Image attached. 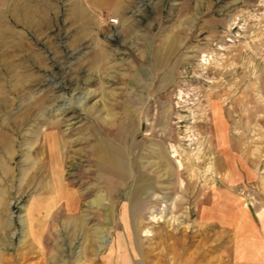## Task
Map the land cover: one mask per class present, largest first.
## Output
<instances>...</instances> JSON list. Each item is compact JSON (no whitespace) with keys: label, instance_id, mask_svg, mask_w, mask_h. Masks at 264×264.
<instances>
[{"label":"rangeland","instance_id":"374dc122","mask_svg":"<svg viewBox=\"0 0 264 264\" xmlns=\"http://www.w3.org/2000/svg\"><path fill=\"white\" fill-rule=\"evenodd\" d=\"M68 3L0 0V264H237L264 227V0H132L128 41ZM51 133L69 196L32 198Z\"/></svg>","mask_w":264,"mask_h":264},{"label":"crops","instance_id":"0c3cea01","mask_svg":"<svg viewBox=\"0 0 264 264\" xmlns=\"http://www.w3.org/2000/svg\"><path fill=\"white\" fill-rule=\"evenodd\" d=\"M58 1L61 2L62 0H58ZM68 4L75 5L76 11H79L84 14H87L88 11H92L94 14L97 15V17L100 14H104L105 12H109V11L113 12V15H117L119 19H122V23L120 25L121 28L119 29L120 32L118 35L116 34V36L117 37L122 36L125 38L126 41H128L127 34L129 33V28H128L129 21L126 20L125 18L127 16V13H129L132 7V4H133L132 0H69ZM57 7L59 8V6ZM90 18L92 21L88 22L87 19H84L85 22H81L80 26L83 27L85 26L84 24L86 25L89 24V26L91 27L92 26L97 27L99 31L106 28L110 32H113L114 26L110 24L109 22H107V20L102 21L101 22L102 24H101L99 19L95 17H90ZM102 26L105 28H102ZM87 27H86V31L85 32L81 31L82 33H80L78 36V43L80 44L84 42L86 43L88 41H93L94 36L100 35L99 32L96 33L98 35H94L93 32H89L87 30ZM62 144L64 143L62 139H60L59 136L57 138V136L52 133L48 136V145H47L48 153L47 154H49L48 157L53 163L51 162V166L49 167V169L47 168V170H49L50 172V170L54 168V173L50 175L52 176L51 179H48L49 172L47 176H45V178L48 179L46 183L45 181L43 182V184H45L46 190H44V192L40 194L32 193L31 195L32 198H61V197L63 198L65 196H69V194L66 195L67 191L64 188L65 183L63 182L62 177H61L63 174L61 173L62 172L61 170H63L64 168V165L61 162V159L64 153L62 149ZM100 154L102 155L100 160L103 161V162L101 161L103 163L101 168L102 169L106 168L112 172L114 171L117 172L118 170L116 168L113 158L110 156H107L105 153H103V151ZM52 166L54 167L52 168ZM51 182H53V184ZM52 185H54V188H52ZM74 204H75V200L68 199L66 206L73 209ZM36 209L37 208H35V205H34L32 207V223L30 225V230L33 236L38 237L40 233H43L46 227H45V220H43L42 217L37 215ZM253 229L254 230H252V232L250 233L247 232L246 230L240 231V239H239V243L237 246L238 251H239V257L237 258V264H264V227H261V228L255 227ZM118 263H120V261L117 262L113 260L112 261L108 260L106 262V264H118ZM123 264H138V263H137V260L135 259L134 260L128 259L124 261Z\"/></svg>","mask_w":264,"mask_h":264},{"label":"built area","instance_id":"2783aa9c","mask_svg":"<svg viewBox=\"0 0 264 264\" xmlns=\"http://www.w3.org/2000/svg\"><path fill=\"white\" fill-rule=\"evenodd\" d=\"M113 22H116L117 20L116 19H112Z\"/></svg>","mask_w":264,"mask_h":264},{"label":"bare ground","instance_id":"6f19581e","mask_svg":"<svg viewBox=\"0 0 264 264\" xmlns=\"http://www.w3.org/2000/svg\"><path fill=\"white\" fill-rule=\"evenodd\" d=\"M174 152V151H173ZM181 165V163H179V166Z\"/></svg>","mask_w":264,"mask_h":264}]
</instances>
